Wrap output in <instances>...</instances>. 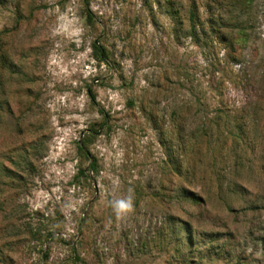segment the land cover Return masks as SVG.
I'll return each mask as SVG.
<instances>
[{
	"label": "rangeland",
	"instance_id": "obj_1",
	"mask_svg": "<svg viewBox=\"0 0 264 264\" xmlns=\"http://www.w3.org/2000/svg\"><path fill=\"white\" fill-rule=\"evenodd\" d=\"M0 264H264V0H0Z\"/></svg>",
	"mask_w": 264,
	"mask_h": 264
},
{
	"label": "trees",
	"instance_id": "obj_2",
	"mask_svg": "<svg viewBox=\"0 0 264 264\" xmlns=\"http://www.w3.org/2000/svg\"><path fill=\"white\" fill-rule=\"evenodd\" d=\"M194 19V13L191 12L190 13V20ZM93 49L95 50V53L97 54L98 57L103 58V56H105V53L103 52V50L101 49V47L96 43L93 42ZM85 140L86 139H82L80 142H78V148L79 150L87 157L88 156V151L85 148ZM91 171L94 170V161H92L89 165ZM80 173H84L83 169H80L79 171ZM87 176V175H86ZM188 199L189 200H193V201H199L200 197L198 195H195L193 192L188 191Z\"/></svg>",
	"mask_w": 264,
	"mask_h": 264
},
{
	"label": "clouds",
	"instance_id": "obj_3",
	"mask_svg": "<svg viewBox=\"0 0 264 264\" xmlns=\"http://www.w3.org/2000/svg\"><path fill=\"white\" fill-rule=\"evenodd\" d=\"M114 210L117 215L126 214L133 210V203L131 199L127 200H118L114 204Z\"/></svg>",
	"mask_w": 264,
	"mask_h": 264
}]
</instances>
